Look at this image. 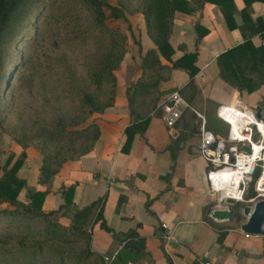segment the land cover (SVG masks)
Segmentation results:
<instances>
[{"label": "crops", "instance_id": "1", "mask_svg": "<svg viewBox=\"0 0 264 264\" xmlns=\"http://www.w3.org/2000/svg\"><path fill=\"white\" fill-rule=\"evenodd\" d=\"M232 3L234 22L240 24L243 2L232 0ZM248 14L253 20L261 17L264 22V1H252ZM140 19L134 34L144 51L153 43ZM195 23L199 30L206 29L197 40ZM240 40L239 29L226 26L214 3L204 2L200 9L190 12L175 10L168 38L173 49L171 57L196 52L197 71L192 77L195 91L189 94L185 87L189 79L185 70L170 68L158 83L161 91L158 99L169 90L178 89L199 111L212 108L214 112L218 103L239 107L240 98L247 100L253 92H238L224 82L217 75L214 59ZM251 40L260 42L257 34ZM129 48L134 72L124 80L116 77L112 105L92 114L99 132L90 150L75 159L64 160L50 181L40 184L37 182L40 154L32 146H26L16 171L25 183L18 197L24 198L26 187L44 189L43 210L60 206L55 216L64 225L76 215L75 220L82 223L89 238L85 264H103L101 255L112 254L129 232L143 238L142 254L129 253L131 260L122 263L117 257L108 264H264V234L245 236L239 225H231L234 218L218 222L208 215L213 197L205 177L207 164L193 150L196 122L190 110L183 109L172 127L164 125L158 114L150 115L142 135L135 133L128 150L122 149L123 130L130 121L124 87L138 73V46L133 43ZM161 61L170 64L163 58ZM21 149L8 140V151L0 154V162L8 152L14 158ZM170 150L174 152L173 158ZM68 187H72L70 192L66 191ZM249 191L248 188L246 196ZM64 195L70 198L69 203ZM98 201H101L100 214L92 221L98 212ZM84 206L87 208L81 209ZM166 230L171 238L164 242L161 233Z\"/></svg>", "mask_w": 264, "mask_h": 264}, {"label": "trees", "instance_id": "2", "mask_svg": "<svg viewBox=\"0 0 264 264\" xmlns=\"http://www.w3.org/2000/svg\"><path fill=\"white\" fill-rule=\"evenodd\" d=\"M252 1L254 0H242L243 6L239 10L242 22L236 24L233 19L235 8L232 0H142L139 8L134 11L141 14L144 31L153 46L141 51L129 22L126 24L125 32L120 27H110L105 21L107 17L127 21L125 11L131 12V9H127L121 0H116L115 3L109 0H0L1 90L8 85L11 74L18 65L16 61L6 67L3 64L9 41L20 27L24 26V19L29 13L37 21L32 40L44 36L56 47V50L52 51V56L49 54L47 64L50 69L60 74L57 76L58 81L65 79V76H62L65 73L62 49L66 45L71 46L78 39L85 40L91 35L97 38L95 54L91 58L84 57V70L80 75H67L68 81L64 87L71 101L75 100L77 103V109L82 114L80 121L83 122L88 117L90 120L76 128L68 127L75 123L67 120L66 112L62 111L44 121L41 132L34 136L20 131L7 132L9 138L22 149L14 158L13 153L8 152L0 162V240L3 235L22 239L27 234H41L48 240L83 244L82 257L86 258L89 238L82 223L75 220L76 215L64 225L55 216L60 206L56 209L43 210L41 205L45 195L44 189L26 187L24 198L18 197L19 191L25 186L24 180L16 174L25 156L24 148L32 146L40 154L37 176V182L40 184L49 182L64 160L75 159L90 150L99 132L91 116L112 105L116 86L114 71L122 63L128 49L129 37L131 42L138 46L136 62L138 73L124 87L126 111L130 121L123 130L125 139L122 149L128 150L134 134L142 135L144 131L150 111L161 93L158 83L164 72H168L170 68H182L189 78L185 87L188 88L189 94L195 91L192 77L197 71L194 64L196 52H183L172 58L173 49L168 38L174 11L198 10L204 2L216 4L226 26L237 27L241 33L240 41L215 56L217 75L238 92L243 90L250 93L260 85L264 86V22L261 17H255L253 20L249 16ZM194 29L196 40L206 32L204 28L199 30L197 23L194 24ZM253 34L259 36V43L251 40ZM161 58L170 64L163 63ZM72 89L78 91H70ZM145 99L148 100V107L142 105ZM206 125L215 130L214 126L208 123L207 116ZM59 136H68L69 139H59ZM50 138L51 141L57 142L47 145L46 140ZM170 156L174 157L173 150H170ZM71 189L72 187H68L66 191L70 192ZM253 193V190L249 191L248 196ZM64 197L65 202L69 203L70 198L65 195ZM84 208L87 206L81 209ZM99 214L100 207L92 221L97 215L99 217ZM234 218L238 219L237 215ZM123 237H128L127 241L111 259L118 257L117 261L121 260L122 263L131 260L132 256L129 253L139 255L144 248L143 238L135 233L129 232Z\"/></svg>", "mask_w": 264, "mask_h": 264}, {"label": "rangeland", "instance_id": "3", "mask_svg": "<svg viewBox=\"0 0 264 264\" xmlns=\"http://www.w3.org/2000/svg\"><path fill=\"white\" fill-rule=\"evenodd\" d=\"M109 1L116 2V0ZM121 1L127 9H131V12L125 11L127 21L110 17H107L105 21L110 27H120L125 32L126 24L129 22L134 34L136 22L141 20V14L134 9L139 8L142 0ZM31 15L29 13L25 17L24 26L20 27L19 31L11 37L4 57L5 67L15 61L18 65L11 74L8 85L2 90L0 88V154L8 151V140H11L7 134L8 131H20L34 136L41 132L44 121L55 117L62 111L66 112L67 120L75 123L68 127L76 128L90 120L88 117L83 122L80 121L82 114L77 109V103L75 100L71 101L64 87L67 85V75H80L84 70V57L91 58L95 54L97 38L91 35L85 40L78 39L71 46L66 45L62 49L65 70L62 76H65V79L58 81L57 76L60 74L50 69L47 64L49 54L52 56V51H55L56 47L51 45L44 36H38L32 40L37 21ZM131 45L133 43L128 37L127 46ZM129 52L130 48L127 49L119 68L114 71L115 76L122 80L134 72L135 65L130 61ZM252 92L253 94L247 100L240 98L245 106L255 104L256 100L259 103L264 101L263 85ZM142 105L148 107V100L145 99ZM204 113L208 118V123L214 126V131L222 133L225 125L214 117L213 109H206ZM58 138L69 139L68 136ZM54 142L57 141H51V138L46 140L47 145ZM248 187L253 189L252 183ZM263 187L264 184L260 181L259 189ZM244 204H246L245 201H235L231 206L234 217L237 215L238 218H234L231 225L238 227L239 223L244 220L245 217L241 213V207ZM83 247V244L75 242L44 239L41 234H27L22 239L3 235L0 240V264H85V257H82Z\"/></svg>", "mask_w": 264, "mask_h": 264}, {"label": "built area", "instance_id": "4", "mask_svg": "<svg viewBox=\"0 0 264 264\" xmlns=\"http://www.w3.org/2000/svg\"><path fill=\"white\" fill-rule=\"evenodd\" d=\"M183 109L190 110L195 117L193 150L207 164L205 177L213 197L210 209L226 207L232 210L235 201L253 204L260 197L264 199V194L256 188L259 174L264 170V134L259 124L264 122L256 118L250 105L241 103L238 107L230 103H218L213 114L225 125L222 133L208 128L204 111H199L187 102L178 89H171L162 95L150 115L158 114L164 125L172 127ZM251 183L254 193L246 196ZM100 205L101 201H98L97 209ZM161 227L166 228V225L161 223ZM169 238L170 231H162L161 239L165 242ZM127 239L123 237L109 256L101 255L103 264L114 258Z\"/></svg>", "mask_w": 264, "mask_h": 264}, {"label": "water", "instance_id": "5", "mask_svg": "<svg viewBox=\"0 0 264 264\" xmlns=\"http://www.w3.org/2000/svg\"><path fill=\"white\" fill-rule=\"evenodd\" d=\"M257 119L264 122V101L250 105ZM241 213L245 216L239 223V229L249 235L264 234V199L258 198L253 204H244L241 207ZM208 215L215 221L221 222L234 218V212L226 207L212 208Z\"/></svg>", "mask_w": 264, "mask_h": 264}, {"label": "bare ground", "instance_id": "6", "mask_svg": "<svg viewBox=\"0 0 264 264\" xmlns=\"http://www.w3.org/2000/svg\"><path fill=\"white\" fill-rule=\"evenodd\" d=\"M259 124L261 125V131L264 134V128H263L264 127V123L259 122ZM260 181L264 184V170L259 174V178H258V181L256 183L257 184L256 188L261 192V191L264 190V187L262 189H259V182ZM261 193L264 194V192H261Z\"/></svg>", "mask_w": 264, "mask_h": 264}]
</instances>
